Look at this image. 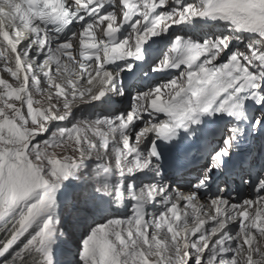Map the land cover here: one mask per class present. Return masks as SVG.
<instances>
[{
  "label": "snow or ice",
  "instance_id": "1",
  "mask_svg": "<svg viewBox=\"0 0 264 264\" xmlns=\"http://www.w3.org/2000/svg\"><path fill=\"white\" fill-rule=\"evenodd\" d=\"M0 264H264V0H0Z\"/></svg>",
  "mask_w": 264,
  "mask_h": 264
},
{
  "label": "rangeland",
  "instance_id": "2",
  "mask_svg": "<svg viewBox=\"0 0 264 264\" xmlns=\"http://www.w3.org/2000/svg\"><path fill=\"white\" fill-rule=\"evenodd\" d=\"M65 226H66V228H68L69 230H73V231L75 230L74 227H73V225H72L71 223H66Z\"/></svg>",
  "mask_w": 264,
  "mask_h": 264
}]
</instances>
